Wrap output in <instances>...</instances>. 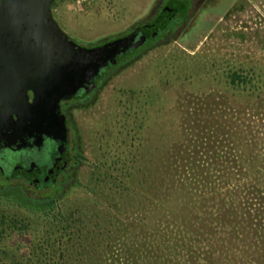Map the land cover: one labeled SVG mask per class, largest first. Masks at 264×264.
I'll return each mask as SVG.
<instances>
[{
	"label": "rangeland",
	"instance_id": "rangeland-1",
	"mask_svg": "<svg viewBox=\"0 0 264 264\" xmlns=\"http://www.w3.org/2000/svg\"><path fill=\"white\" fill-rule=\"evenodd\" d=\"M165 1L58 0L51 10L70 38L93 48L136 32ZM124 60L107 70L88 100L68 107L80 162L61 179V191L32 192L0 180V208L7 212L33 216L39 208L32 201L53 196L75 220L104 222L100 245L88 248L102 257V264H119L118 256L136 248L144 237L138 219L154 218L157 202L166 198L171 160L182 155L188 142L182 128L187 106L196 108L222 140L204 151L212 157L227 148L228 106L249 103L245 118L254 128L244 156L264 155V0H193L174 32ZM233 72L247 77L244 90L230 84ZM224 113L228 116L223 119ZM237 180L244 181L235 176L233 184ZM205 205L192 221L212 227L208 232L184 235L166 217L159 223L161 232L170 238L175 232L184 248L175 250L171 240L162 247L148 235L144 240L154 248L159 245L158 252L176 260L172 264H203L208 253L216 257L218 201ZM145 253H140L143 260H151Z\"/></svg>",
	"mask_w": 264,
	"mask_h": 264
},
{
	"label": "trees",
	"instance_id": "trees-1",
	"mask_svg": "<svg viewBox=\"0 0 264 264\" xmlns=\"http://www.w3.org/2000/svg\"><path fill=\"white\" fill-rule=\"evenodd\" d=\"M192 1L166 0L156 17L138 27L136 32L163 26L164 23L166 27L145 39L134 50L118 57L116 64L111 65L110 69H117L125 63L126 56L139 55L157 40L174 32L186 17ZM173 18L177 20L176 24H172ZM246 78L239 72H233L229 76V82L237 89L244 90ZM88 98L89 95L82 101ZM242 105L228 106L231 110L229 116L226 113L221 115L223 119L229 117L225 133L227 148L223 154L218 153L212 157L204 151L212 149L215 142L222 143L220 136L215 134L211 125L199 118L196 108L189 105L182 112V128L188 136V142L182 155L171 160L168 173L170 185L166 198L159 201L160 203L157 202L160 207L157 208L156 215L152 219H138V231L145 238L148 235L150 238L159 239L162 247H166V240H171L170 246L175 250L179 246L184 248L175 232L171 238L161 232L158 228L161 219L166 217L168 222L177 225L176 230L181 234H187L191 230L195 234L208 232L212 227L204 222L194 224L192 215L198 208H205L210 200L217 199L216 219L220 226L219 237L216 238L217 256L213 257L208 253L201 258L202 263L264 264V155L244 156L248 146L247 137L254 127L245 118L246 111L250 108L247 107L249 103ZM263 125L259 126L263 128ZM237 150L240 154L232 153ZM235 176L243 178L244 181L239 183L237 180L233 184ZM62 189L61 183L53 188L58 191ZM159 189L161 185L158 181ZM32 202L38 206L39 213L30 217L0 208V264H102V257L91 253L88 248L100 245L104 222H84L83 217L75 220L72 214L57 205L53 196ZM85 215L86 212L83 213ZM144 237L134 250L125 251L124 255L117 257L119 264L176 262L158 252L161 251L159 245L155 248L148 245ZM186 247L189 250L187 245ZM143 250L145 255L150 254L151 260H143L145 256L140 254Z\"/></svg>",
	"mask_w": 264,
	"mask_h": 264
},
{
	"label": "water",
	"instance_id": "water-1",
	"mask_svg": "<svg viewBox=\"0 0 264 264\" xmlns=\"http://www.w3.org/2000/svg\"><path fill=\"white\" fill-rule=\"evenodd\" d=\"M56 0H0V144L44 122L66 130L60 102L95 87L118 57L166 27L155 26L98 47L71 39L52 16Z\"/></svg>",
	"mask_w": 264,
	"mask_h": 264
},
{
	"label": "flooded vegetation",
	"instance_id": "flooded-vegetation-1",
	"mask_svg": "<svg viewBox=\"0 0 264 264\" xmlns=\"http://www.w3.org/2000/svg\"><path fill=\"white\" fill-rule=\"evenodd\" d=\"M171 22L176 24L177 20L173 18ZM133 34L138 33L128 35ZM135 48L136 46L130 51ZM109 69L110 66L96 77L95 87L92 90L88 92L81 90L73 98L61 100L60 113L64 117L65 132L57 128L58 122L53 120L51 124L54 128H48L49 122H44L39 127L40 131L29 129L18 138L14 135L10 136V133L4 135L0 144V180L6 181L7 184L18 183L32 192L46 191L61 183V179L80 162V156L76 153L74 145L68 107L75 100L82 101L98 89L102 74Z\"/></svg>",
	"mask_w": 264,
	"mask_h": 264
}]
</instances>
